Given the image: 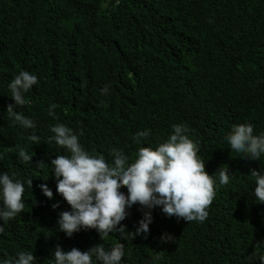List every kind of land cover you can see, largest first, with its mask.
I'll use <instances>...</instances> for the list:
<instances>
[{
    "label": "trees",
    "instance_id": "obj_1",
    "mask_svg": "<svg viewBox=\"0 0 264 264\" xmlns=\"http://www.w3.org/2000/svg\"><path fill=\"white\" fill-rule=\"evenodd\" d=\"M195 12L206 16L210 40L190 32ZM21 69L38 83L14 111L30 117L34 129L21 128L5 110L12 103L7 84ZM53 103L55 118L48 115ZM58 122L77 133L86 151L109 161L113 148L132 156L161 142L172 124H186L205 171L227 166L229 183L216 187L203 222L154 208L146 238L113 232L101 239L94 229L66 237L56 217L69 206L51 173L40 177L50 159L67 154L48 140ZM239 123L264 132V0H0V171L32 180L23 212L0 233V257L25 250L36 264H51L57 244L83 251L122 243L121 264H247L252 253L264 254V203L255 200L249 173L264 169V155L249 160L230 150L223 137ZM145 129L146 139L134 138ZM33 132L40 143L27 139ZM17 147L33 162L19 161L10 151ZM128 211L121 223L134 233L141 212L137 205ZM161 233L173 240L161 243Z\"/></svg>",
    "mask_w": 264,
    "mask_h": 264
},
{
    "label": "clouds",
    "instance_id": "obj_2",
    "mask_svg": "<svg viewBox=\"0 0 264 264\" xmlns=\"http://www.w3.org/2000/svg\"><path fill=\"white\" fill-rule=\"evenodd\" d=\"M207 28L206 16L195 12L189 22L190 32L210 40ZM37 83L34 73L21 69L7 84L12 103L6 105L5 110L24 129H34L36 125L30 117L14 111V106L24 105V93ZM108 87L105 85L101 93L106 94ZM56 107L54 103L48 106L49 116L55 118ZM170 129L161 142L154 146H139L132 156L113 148L109 161L102 155L86 151L77 133L70 127L59 122L50 125L48 140L61 146L67 153L50 159L47 163L48 174L40 176L46 181L51 173L56 192L69 206L67 210L57 213V229L66 237L81 230L94 229L101 239L113 232L119 233L121 239L128 233L146 238L154 208H159L166 217L203 222L207 218V208L214 198L216 187L229 183L230 172L227 166H218L213 172L215 175H209L205 171L204 160L197 154L198 144L189 136L188 126L175 123ZM149 134V130L145 129L136 132L134 138L144 140ZM27 139L31 144L40 143V137L34 132ZM223 139L230 150L240 157L259 160L264 155V132L254 134L251 123L233 124ZM10 151H15L22 163L33 162V154L24 147ZM2 158L3 154L0 153ZM249 173L254 182L252 191L255 200L264 203V169L259 172L251 169ZM25 183L31 188V179L22 181L15 174L0 171V221L3 222L0 224V233L4 232L7 221L23 212ZM37 187L46 198H52L53 192L46 183H40ZM133 205H137L141 212V217L134 225V233L126 231V225L121 223ZM51 207L56 209L58 202ZM170 240H173L170 233H161V243ZM124 255L122 243L107 248L97 243L83 251L76 247L64 250L57 244L51 253V264H94V261L96 264H121ZM257 260L259 264H264V254L252 253L247 264H256ZM0 264H36V257L32 251L19 250L15 255L5 253L0 257Z\"/></svg>",
    "mask_w": 264,
    "mask_h": 264
}]
</instances>
